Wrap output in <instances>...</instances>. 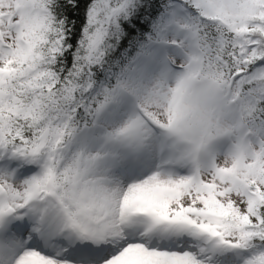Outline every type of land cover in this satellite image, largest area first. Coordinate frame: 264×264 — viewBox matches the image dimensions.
<instances>
[{
  "label": "snow or ice",
  "instance_id": "snow-or-ice-1",
  "mask_svg": "<svg viewBox=\"0 0 264 264\" xmlns=\"http://www.w3.org/2000/svg\"><path fill=\"white\" fill-rule=\"evenodd\" d=\"M0 264H264V0H0Z\"/></svg>",
  "mask_w": 264,
  "mask_h": 264
}]
</instances>
